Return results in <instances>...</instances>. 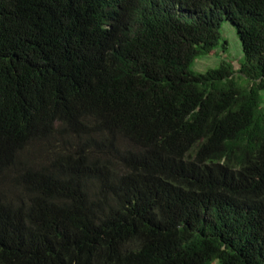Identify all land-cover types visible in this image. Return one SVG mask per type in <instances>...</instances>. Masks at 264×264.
Instances as JSON below:
<instances>
[{
    "label": "trees",
    "instance_id": "trees-1",
    "mask_svg": "<svg viewBox=\"0 0 264 264\" xmlns=\"http://www.w3.org/2000/svg\"><path fill=\"white\" fill-rule=\"evenodd\" d=\"M262 92L264 0H0V264H264Z\"/></svg>",
    "mask_w": 264,
    "mask_h": 264
},
{
    "label": "rangeland",
    "instance_id": "rangeland-1",
    "mask_svg": "<svg viewBox=\"0 0 264 264\" xmlns=\"http://www.w3.org/2000/svg\"><path fill=\"white\" fill-rule=\"evenodd\" d=\"M223 20L219 45L211 54L197 59L193 67L196 72L205 73L209 69L217 68L222 61H228L238 68L243 61L244 54L238 33L228 20ZM261 96L264 100V92L261 93Z\"/></svg>",
    "mask_w": 264,
    "mask_h": 264
}]
</instances>
